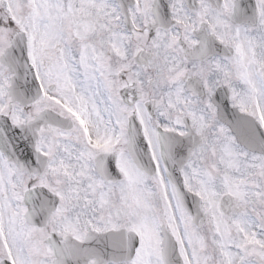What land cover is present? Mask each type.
<instances>
[{
	"label": "snow or ice",
	"instance_id": "snow-or-ice-1",
	"mask_svg": "<svg viewBox=\"0 0 264 264\" xmlns=\"http://www.w3.org/2000/svg\"><path fill=\"white\" fill-rule=\"evenodd\" d=\"M0 264H264V0H0Z\"/></svg>",
	"mask_w": 264,
	"mask_h": 264
}]
</instances>
